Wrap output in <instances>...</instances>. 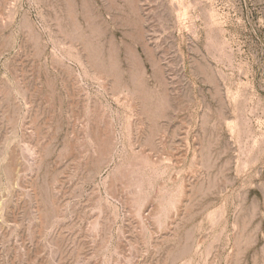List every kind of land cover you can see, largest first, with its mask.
Wrapping results in <instances>:
<instances>
[{"label": "rangeland", "instance_id": "rangeland-1", "mask_svg": "<svg viewBox=\"0 0 264 264\" xmlns=\"http://www.w3.org/2000/svg\"><path fill=\"white\" fill-rule=\"evenodd\" d=\"M0 264H264V0H0Z\"/></svg>", "mask_w": 264, "mask_h": 264}]
</instances>
